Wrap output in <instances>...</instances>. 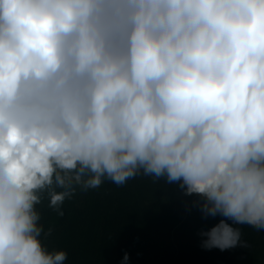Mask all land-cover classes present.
<instances>
[{
    "label": "clouds",
    "instance_id": "obj_1",
    "mask_svg": "<svg viewBox=\"0 0 264 264\" xmlns=\"http://www.w3.org/2000/svg\"><path fill=\"white\" fill-rule=\"evenodd\" d=\"M137 175L223 217L206 249L264 232V0H0V264H65L38 190Z\"/></svg>",
    "mask_w": 264,
    "mask_h": 264
},
{
    "label": "trees",
    "instance_id": "obj_2",
    "mask_svg": "<svg viewBox=\"0 0 264 264\" xmlns=\"http://www.w3.org/2000/svg\"><path fill=\"white\" fill-rule=\"evenodd\" d=\"M186 187L144 175L123 185L104 179L95 189L78 188L65 198L61 217L48 206L46 186L38 190L41 202L35 207L44 233H52H42L41 242L48 251H66L65 264H153L154 258L162 264H264V232L249 225L239 226L248 247H202L207 237L201 233L223 217H205L204 198L187 195Z\"/></svg>",
    "mask_w": 264,
    "mask_h": 264
},
{
    "label": "rangeland",
    "instance_id": "obj_3",
    "mask_svg": "<svg viewBox=\"0 0 264 264\" xmlns=\"http://www.w3.org/2000/svg\"><path fill=\"white\" fill-rule=\"evenodd\" d=\"M153 264H162L161 262H159L156 258L153 259Z\"/></svg>",
    "mask_w": 264,
    "mask_h": 264
}]
</instances>
